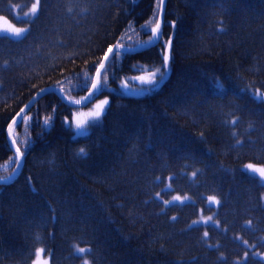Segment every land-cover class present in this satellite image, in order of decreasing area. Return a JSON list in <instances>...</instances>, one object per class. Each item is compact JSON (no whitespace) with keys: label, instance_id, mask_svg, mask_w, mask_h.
<instances>
[{"label":"trees","instance_id":"16d2710c","mask_svg":"<svg viewBox=\"0 0 264 264\" xmlns=\"http://www.w3.org/2000/svg\"><path fill=\"white\" fill-rule=\"evenodd\" d=\"M34 1L0 0V15L28 13ZM161 11L160 0H41L35 17L16 21L29 34L0 35V178L18 167L9 128L25 112L15 133L25 164L0 204V264H31L39 247L52 264H80L73 245L89 241L92 264H264L255 256L264 253V185L245 181L254 175L247 165L264 166V0H167L162 41L145 47ZM167 41L168 79L150 97L124 93L132 78L164 70ZM116 45L134 52L115 54L92 95L112 97L103 122L70 134L79 108L54 90L71 101L88 96ZM218 76L231 81L215 94L208 77ZM118 98L128 107L115 109ZM162 172L163 200L189 193L186 185L196 193L156 216L143 194ZM207 172L219 226L184 227L183 211L196 221L217 210L196 201Z\"/></svg>","mask_w":264,"mask_h":264},{"label":"bare ground","instance_id":"6f19581e","mask_svg":"<svg viewBox=\"0 0 264 264\" xmlns=\"http://www.w3.org/2000/svg\"><path fill=\"white\" fill-rule=\"evenodd\" d=\"M35 2V1H34ZM13 9H14V7H13ZM16 10V9H15ZM14 10V11H15ZM84 12H87V11H84ZM2 14H4V13H2ZM10 18L11 19H13L14 20V18H15V20L14 21H20L21 19H26V16L24 15V13L23 12H21V11H19V9L18 10H16V12L15 13H13L11 16H10ZM18 18H20V19H18ZM23 26H25V25H23ZM30 29V28H29ZM29 31V30H28ZM27 34H29V32H27L23 37H21V38H18V39H22V38H24ZM15 39H17V38H15ZM157 46V45H156ZM172 54H173V50H172ZM131 67L130 66H127V69H130ZM218 78H221V77H213V78H211V77H208V88L210 89V91H212V92H214L215 94L217 93L216 92V89H219V91H226L227 90V87H226V83H228V84H230V77L229 76H227V80H224V79H222L221 80V83L223 84V88L222 89H220V88H217L216 87V83H215V81L218 79ZM228 90H231L230 88L228 89ZM233 90V89H232ZM231 90V91H232ZM150 94L151 93H149V94H147V97H150ZM116 95V94H115ZM107 96H110V95H106L105 96V98L107 97ZM111 97V96H110ZM112 98V97H111ZM120 100V101H119ZM126 103L127 102H123V99L122 98H118V101H115V104H116V106H115V109H122V108H126V107H128V105H126ZM140 121V123H139V126L141 127H144V125H143V123H142V121L141 120H139ZM67 128H68V130H69V133L70 134H76V131H75V129H74V127L72 128L71 127V125L67 122ZM227 124L224 122V126H226ZM107 126H108V124H107ZM10 129V128H9ZM61 130V129H60ZM59 130V131H60ZM150 130V136H152V134H154L153 133V128H150L149 129ZM232 137V136H231ZM150 138V137H149ZM152 139H154L153 138V136L150 138V142H151V144H154V143H152ZM236 139V138H235ZM233 141L234 142H236V140H234V138H233ZM48 142H50V141H48ZM101 141L100 140H96V143L99 145V143H100ZM233 142V144L235 145V143ZM94 144V142L93 143H91V145H93ZM234 145H232V146H234ZM100 147L102 146V143L99 145ZM93 149H95V146H93ZM89 150H91V149H87V152H89L91 155L89 156V158L88 159H90L92 156H93V153H92V151L90 152ZM11 151H13V150H11ZM95 152H97V151H99V148H96L95 150H94ZM13 153H14V151H13ZM14 155L16 156V157H18L15 153H14ZM125 155H127V153L126 152H124V156ZM75 157L78 159V155L76 154L75 155ZM86 157H88V156H86ZM123 159H125V157H122ZM25 164V161L23 162V165ZM19 170V167H17V169L13 172V173H10L9 174V176H7V175H5L4 176V178L5 179H3V180H0V204H1V200L3 199V197H2V194L5 192V191H8V189H9V187H8V185L7 184H9V183H11V177L12 178H16L17 176H19L20 174H21V172L20 171H18ZM153 170H151V172H152ZM166 175H167V173L166 172H162V173H160V174H156L154 177H149V178H147L146 179V181L148 182V181H150L151 183H150V187L148 186V184H147V188H146V191L144 192V194H143V202H144V204H143V208H144V210H149V211H153L154 212V214H156V216H157V212L156 211H154L155 209H161L163 206L164 207H168V205H165L164 203H163V196H162V194L165 192V190H166V185L168 184V178L166 177ZM7 176V177H6ZM31 176H27V179H29V180H31ZM212 178V176H211V173H206L205 175H203L202 174V182H203V187H204V190H206V193H205V195H203V196H201V195H199V196H197L196 197V201H197V204H198V206H199V208L201 209V210H203V209H207L208 207H209V202L207 201V198L208 197H210V196H217L216 194H212V191H209V188H210V179ZM250 186H252V188L253 187H255V188H261L260 187V185H259V183L260 184H262V179H261V177L259 176V175H253V177H251V180L250 179H248V178H246V180H245ZM146 182V183H147ZM188 184H190L189 182H188ZM168 189V188H167ZM185 190L186 191H189V193H187V194H185V195H192V193H196L195 191H194V189H193V187L191 186V185H186L185 186ZM191 191H194V192H191ZM157 193H159L160 194V197H157ZM185 195H183V196H185ZM173 197H174V195H173ZM172 197V198H173ZM172 198L170 199V200H172ZM115 199V198H114ZM229 200V201H228ZM232 201H233V196L231 195V196H229V198L227 199V202L226 203H229V204H232ZM172 204V205H171ZM171 204H169V205H171V206H178V205H176L175 204V202H173V203H171ZM179 207H181V206H179ZM167 209H169V208H167ZM166 209V210H167ZM56 212H57V210L56 209H54ZM53 210V211H54ZM54 211V212H55ZM55 212V213H56ZM54 213V218H57V215ZM181 216H182V221H183V225H184V227H189V226H193V222L195 221V216L193 215V214H191L189 211H187V210H185V211H183L182 213H181ZM54 220H56V219H54ZM118 228V230L117 231H121L122 232V228H121V226L120 227H117ZM81 242V241H80ZM81 243H83V244H85V245H87V246H89V248L91 249L93 246H92V242H81ZM38 251H39V249L38 248H33V253L35 254L33 257H36V254L38 253ZM92 252H93V250L91 249V253L90 254H92Z\"/></svg>","mask_w":264,"mask_h":264},{"label":"rangeland","instance_id":"374dc122","mask_svg":"<svg viewBox=\"0 0 264 264\" xmlns=\"http://www.w3.org/2000/svg\"><path fill=\"white\" fill-rule=\"evenodd\" d=\"M162 8H163V4H162ZM38 12H39V10H38ZM27 16L30 18L35 17L32 15H27ZM0 18H2L4 20V23H3L4 27H3V30L0 31V35L4 34V35H8V36H11L13 38L18 39V38L23 37L28 32V30L30 28L29 25L22 26V25L17 24L16 21L11 19L7 15L1 14ZM18 19H20V18H18ZM13 28H24V29H26V31L24 33H22L21 36L15 37L14 35H12V32H11V30ZM163 30H164V27H163ZM166 44H167V49H166L165 56H169L170 59L168 61V65H167V72L163 76V78L161 79L160 75H159V71H161V70H159V71L155 70L154 73H144L142 75L136 76V77L131 79V84L128 87L123 86L122 90L124 93H126L128 95H134V96H143V95L150 93L154 89L160 88L161 85L164 83V81L168 79V77L171 73L170 61L172 58V50H171L172 43H171V41H167ZM149 80H153V81H157V82L153 86V85L147 83V81H149ZM141 89H144V90H141ZM102 101H107V103L104 105V107L102 109V116L94 122L93 117H92V113H94L95 111L98 110L97 105H99ZM110 104H111V97L110 96H107L106 98L105 97L101 98L98 101H96L94 104H92L91 107L81 108L78 111H76L74 117L72 119H68V122L70 125H72L74 127L75 131H76L77 123H81L85 129L83 135H86V134L90 133V131L93 130V128H95L96 126L100 125L103 122V120H104L103 117L105 116L106 112L108 111V109H109L108 107L110 106ZM249 165H252L255 169L264 168V166H262V165H254V164H249ZM248 170L255 175H259L258 172H254L252 169H248ZM261 179L264 183V178H261ZM176 196L187 197V199L183 200V202L174 201L177 203H188V202L193 201V197L191 195H185V196L176 195ZM214 197L216 198L217 201H219V203L218 204L213 203V204H211V206L218 207L220 204V199L217 196H214ZM217 212H218V209L216 211H214L213 213L209 214L208 216L203 215V218L212 217L211 221H208L207 223H205L201 218L200 220H197L198 223H195V224L205 223V224H213L214 226H219V222L217 221V218H216ZM41 249H43V252L40 253L39 257L37 256L38 260L40 261V264H44L45 261H46V264H51V258H50V255L47 254L46 248L41 247ZM86 249H88V248H86ZM255 254H257V252ZM260 258L264 260V253L260 254ZM85 260H87L88 264H90L89 259H85ZM33 264H37V259H35Z\"/></svg>","mask_w":264,"mask_h":264},{"label":"snow or ice","instance_id":"6c2138e0","mask_svg":"<svg viewBox=\"0 0 264 264\" xmlns=\"http://www.w3.org/2000/svg\"><path fill=\"white\" fill-rule=\"evenodd\" d=\"M40 2H41V0H35V2L31 5V8H30L29 12H28V13H25L24 15H26V16H27V15L35 16V15L38 13V10H39V7H40ZM163 2H164V0H160V3H161V4H163ZM160 27H161L160 24L157 23V24H156V27L151 29V31H152V33H153V37H158V36L160 35ZM221 30H222V29H221ZM25 31H26V29H24V28H13V29L11 30L12 35H14L15 37H19V36H21V34L24 33ZM153 37H150V38H149L150 41H151V39H152ZM109 53H112L113 58H115V52H114L113 49L110 48V49H109ZM105 59H108V57L106 56ZM169 59H170L169 56H164V64H163V68H164V70H163V71H159V70H158L161 79L163 78V76H164V75L166 74V72H167V65H168V61H169ZM103 67H104V65L101 64V68H103ZM98 74H99V73H98ZM154 75H155V74H154ZM141 79H142V78H141ZM156 82H157V81H153V80H149V81H147L148 84H151V85H153V86L155 85ZM215 83H216V87H217V88H220V89L223 88V84H222L219 80H217ZM92 87H93L94 89H96V88H97V85H96V84H93ZM141 90H144V89H141ZM42 91H44V90H42ZM257 95H261V97L264 98V94H259V93H257ZM77 103H80V101H77ZM106 103H107V101H102L99 105H97V109H98V110L95 111L94 113H92V117H93V121H94V122H95L96 120H98V119L102 116V109H103V107H104V105H105ZM21 111L23 112V109H22ZM19 115H20V114L18 113L17 116H19ZM15 122H16V121H14V123H15ZM47 123H48V121H45V124H46V125H47ZM232 123L235 124L236 121H233ZM10 127H11V125H10ZM84 131H85V129H84L83 125H82L81 123H77V125H76V135H78V136L83 135V134H84ZM234 135H235V133H234ZM237 143H239V141H237ZM17 153H19V149H17ZM21 155H22V154H21ZM80 155H81V156H85V155H86V153L84 152V149H81V150H80ZM246 167H247V169H252L254 172H258V173H259V176H260L261 178H264V168L255 169L252 165H247ZM195 175H196L195 172L192 173V176H193V177H194ZM3 179H5V178H0V180H3ZM168 187H171V185L169 184ZM156 195H157V197H160V194H159V193H157ZM185 199H187V197L174 196V197L172 198V200H164L163 203H164L165 205H169V204L173 203L174 201H180V202H183V200H185ZM207 200H208V202H209L210 205L213 204V203H217V204L219 203V201H217L216 198H215L214 196H210V197H208ZM172 219L175 220L176 218L173 217ZM202 220H203L205 223H207L208 221H211V220H212V217H207V218H203V217H202ZM193 223H198V221H194ZM249 224H250V222H249ZM189 227H191V226H189ZM207 235H208V233L205 232V233H204V236L207 237ZM73 249H74V254L77 255V256H80V257H83L86 253H91V249H90V248L86 249V248L76 247L75 245H73ZM42 252H43V249L39 250V252H38L36 255L39 256L40 253H42ZM245 255H247V254H245ZM37 264H40V261H39V260H37ZM44 264H46V261L44 262ZM84 264H88V261L85 260ZM237 264H239V261L237 262Z\"/></svg>","mask_w":264,"mask_h":264},{"label":"water","instance_id":"95a60500","mask_svg":"<svg viewBox=\"0 0 264 264\" xmlns=\"http://www.w3.org/2000/svg\"><path fill=\"white\" fill-rule=\"evenodd\" d=\"M165 15H166V0H164V2H163V8H162V14H161V18H160V35L154 40V42H152L148 47H151V46H156L160 41H161V39H162V36H163V27H164V23H165ZM113 50H114V52L115 53H118V52H130V50H128V49H124V48H122V47H120V46H116L115 48H113ZM113 55H112V53H109L108 54V59H106L105 61H104V63H103V65H104V67L103 68H101L100 70H99V74H98V76H97V84H99L100 83V78H101V73L103 72V70H104V68H105V66H106V64H107V62L110 60V58L112 57ZM58 92V94L61 96V98H62V100L63 101H67L66 100V98H65V96L62 94V93H60L59 91H57ZM85 103H81V104H74V106H76V107H80V106H82V105H84ZM23 114H24V112H22V114H20L14 121H16L15 123L13 122L12 124H11V127H10V129H9V142H10V145H11V147H12V149H13V151L15 152V154L18 156V159H19V170L18 171H22L23 170V167H24V165H23V162H24V158H23V156L21 155L22 153L19 151V153H17V144H16V142H15V139H14V130H15V126L18 124V122L20 121V119H21V117L23 116Z\"/></svg>","mask_w":264,"mask_h":264}]
</instances>
